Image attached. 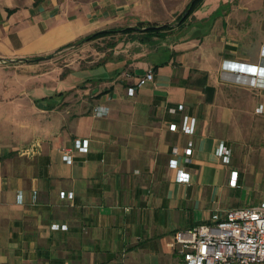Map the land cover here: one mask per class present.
Returning a JSON list of instances; mask_svg holds the SVG:
<instances>
[{"label": "crops", "instance_id": "crops-1", "mask_svg": "<svg viewBox=\"0 0 264 264\" xmlns=\"http://www.w3.org/2000/svg\"><path fill=\"white\" fill-rule=\"evenodd\" d=\"M188 1L0 0V69L9 71L0 90V264H177L170 243L177 229L264 201V168L230 137L239 117L227 106L221 123L212 114L220 84L228 83L224 75L236 73L231 65L264 58L251 60L239 52L243 44L215 34L217 19L191 36L169 31L153 43L138 40L133 55L123 47L131 41L115 37V56L99 63L112 65L106 76L84 78V71L74 86L42 90L53 53L77 45L69 42L100 29L171 22ZM220 3L204 0L193 15L208 19ZM161 46L172 52L160 55ZM85 58L79 53L65 63L68 72L97 66ZM149 67L154 79L136 85ZM252 87L261 94L254 107L259 119L264 87ZM185 114L196 118L194 132L169 127L180 126ZM244 127V135L252 131ZM76 137L88 139V151L75 146ZM221 143L231 148L229 158L218 153ZM175 160L187 180L177 179Z\"/></svg>", "mask_w": 264, "mask_h": 264}, {"label": "rangeland", "instance_id": "rangeland-1", "mask_svg": "<svg viewBox=\"0 0 264 264\" xmlns=\"http://www.w3.org/2000/svg\"><path fill=\"white\" fill-rule=\"evenodd\" d=\"M189 1L187 3H189ZM186 5L176 15L172 16L171 22L175 24V28L170 30L172 34L177 36L189 34L191 36L192 31H195L194 29H196L197 26L203 27L207 24L208 27L211 21L217 19L219 28H215V34L219 35L220 38L222 34L223 36L228 34L233 40L237 41L239 45L243 44L244 47L239 46L241 55L251 60H259L261 58L262 46H258V43L260 39L264 37V0H221L219 11L215 16H211L208 19H199L192 14L187 18L184 24L178 26L177 18L183 13ZM233 8L234 10L232 12ZM223 19L225 20L224 23H222ZM196 33L197 32H195V34ZM198 33H200V31ZM123 36L126 42H128V40L131 41L128 44H124V50L128 52L131 51L133 55L139 48L137 44L139 42L138 39L132 40L129 35L121 32H118L113 37H118V40H120ZM110 40L111 38L109 36L97 38L95 40L86 41L83 45H76L69 47V49L53 53L54 62L52 61L51 66L46 67L44 71L42 90L50 91L58 87L74 86L80 82L82 77L79 75L84 73V71L88 74V76L84 78L106 76V74L111 71L112 65L109 64L108 66H104L99 65V63H104L106 59L115 56L114 51L116 45L111 47L109 43ZM143 45L140 44V47ZM79 47L80 51H78ZM120 48L119 46L118 49ZM159 50L161 51L160 55H164V51L170 52L171 49L168 47L162 48L161 46ZM79 53L85 55V64L93 66L97 64V66L88 70L75 69L68 72L70 67L65 66V63L77 57ZM53 63L55 65H53ZM223 66H225V64ZM7 73H9V71L2 68L0 69V90L7 87ZM223 81L228 83H222L219 86V94L213 105L217 109H215L214 112L212 110L214 120L217 121V123H221L220 119L222 114L220 109L227 106V109L234 110L232 117H239V119L237 118V120H239V126L236 127L237 132L230 136L238 141L234 146L237 147L238 152L245 155L247 154L252 164L264 168V135H262L263 133L261 131L257 130L258 127H260L264 132V116L258 119L256 117L257 113L254 111V107L259 102L261 94L258 92V89L252 87L253 85L249 84L248 81L242 79L236 80L226 77L225 75ZM44 82H46L45 86ZM95 82L97 83V81ZM247 109L252 110L250 116ZM237 111L242 112L238 114ZM242 115L246 118L240 117ZM246 125L251 126L250 128L252 131L244 135V126ZM225 130L230 135L232 128H227Z\"/></svg>", "mask_w": 264, "mask_h": 264}, {"label": "built area", "instance_id": "built-area-1", "mask_svg": "<svg viewBox=\"0 0 264 264\" xmlns=\"http://www.w3.org/2000/svg\"><path fill=\"white\" fill-rule=\"evenodd\" d=\"M264 58V45L261 49ZM256 65L255 73L249 66ZM229 72L252 77L249 84L264 87L261 79H264V63H237L235 62L228 69ZM250 72V73H248ZM155 72L149 67L145 73L138 77L136 85L140 86L145 82L154 79ZM136 85L128 87V93L134 94ZM179 104V108H183ZM175 110V108H173ZM96 112L100 110L96 109ZM196 118L184 115L181 125L177 122L170 123V128H180L185 133H192L195 130ZM75 146L81 151L89 149L87 138L76 137ZM187 155L193 151V141L190 140L184 149ZM231 148L225 143L218 147V153L224 158H229ZM174 153L178 148L174 147ZM64 159L72 161V154L64 150ZM172 166L178 167V160L170 162ZM238 170L231 171L230 183L235 184ZM188 172L179 168L178 180H187ZM65 196L66 192H60ZM72 197L73 192H67ZM54 226H57L54 224ZM66 227V225H62ZM179 256L177 264H264V201L256 205L236 206L228 209L224 215L215 214L210 222L201 223L191 227L177 229L170 242Z\"/></svg>", "mask_w": 264, "mask_h": 264}, {"label": "trees", "instance_id": "trees-1", "mask_svg": "<svg viewBox=\"0 0 264 264\" xmlns=\"http://www.w3.org/2000/svg\"><path fill=\"white\" fill-rule=\"evenodd\" d=\"M204 0H190L187 3L185 10L179 17L177 18V25L180 26L184 24L187 18L193 14V12L200 7ZM219 8L214 11L213 16L217 14ZM185 13V15H184ZM200 27V26H199ZM175 28V24L172 22L166 23H151V22H140L138 25H124V26H116L107 29H100L93 31L87 35L81 36L78 39L69 42L66 45L77 44L80 45L86 41L95 40L97 38H103L109 36L111 40L109 41L111 47L116 45V39L113 37L118 32L126 33L133 40H139L143 43H153L156 40L163 39L170 30ZM64 45V46H66ZM52 56V53L46 55H33L27 57L25 60L28 61H39L41 59Z\"/></svg>", "mask_w": 264, "mask_h": 264}, {"label": "water", "instance_id": "water-1", "mask_svg": "<svg viewBox=\"0 0 264 264\" xmlns=\"http://www.w3.org/2000/svg\"><path fill=\"white\" fill-rule=\"evenodd\" d=\"M184 15H185V13H184ZM251 69H253L252 70V73H255L256 71H255V69H257L256 68V65H251V66H249ZM232 74V73H231ZM232 76H233V78L234 79H236V80H240V79H242L243 77H245V76H243V75H241V74H236V73H234V74H232ZM248 77V76H247ZM249 78H251V80H252V77H249Z\"/></svg>", "mask_w": 264, "mask_h": 264}, {"label": "bare ground", "instance_id": "bare-ground-1", "mask_svg": "<svg viewBox=\"0 0 264 264\" xmlns=\"http://www.w3.org/2000/svg\"><path fill=\"white\" fill-rule=\"evenodd\" d=\"M243 76H245V75H243ZM226 77L233 78L232 75L231 76H226ZM242 80H245V81H248L249 80V81H251V78L245 76V77L242 78ZM261 81L264 83V79H261Z\"/></svg>", "mask_w": 264, "mask_h": 264}]
</instances>
